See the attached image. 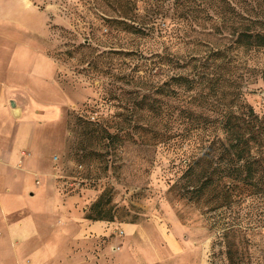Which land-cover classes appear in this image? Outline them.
I'll return each instance as SVG.
<instances>
[{
  "label": "rangeland",
  "instance_id": "obj_1",
  "mask_svg": "<svg viewBox=\"0 0 264 264\" xmlns=\"http://www.w3.org/2000/svg\"><path fill=\"white\" fill-rule=\"evenodd\" d=\"M27 3L33 29L2 25L1 77L7 79L8 65L16 58L21 64L11 77L16 86L0 111V148L7 152L20 143L22 165L32 161L27 197H43L45 206L59 197L54 209H68L67 221L71 215L101 225L96 230L81 227L80 232L72 225V237L59 249L60 264H264V192L232 198L222 207L209 194L198 203L187 201L169 190L181 165L172 164L163 147L147 163L151 152L141 145L126 140L113 148L87 138L84 120L112 131L127 115L124 107L140 91L127 82L129 75L146 70L142 51L166 40L171 50L181 52L183 43L166 34L141 37L117 29L113 21L126 13L125 0ZM190 6L195 5L136 0L133 10L163 13V25L171 29L182 28L193 14L203 16ZM22 48L28 52L20 55ZM263 96L246 95L257 112L264 111ZM25 117L31 119V130L20 141L17 127ZM3 173L16 175V170ZM17 208L9 221L27 213L23 203ZM98 213L104 217L97 219ZM64 217L56 212L51 221ZM0 253V264H15L10 246L3 244Z\"/></svg>",
  "mask_w": 264,
  "mask_h": 264
},
{
  "label": "trees",
  "instance_id": "obj_2",
  "mask_svg": "<svg viewBox=\"0 0 264 264\" xmlns=\"http://www.w3.org/2000/svg\"><path fill=\"white\" fill-rule=\"evenodd\" d=\"M135 1L125 0L126 13L113 21L117 29L141 37L166 34L183 43V51L171 50L166 40L142 51L146 70L129 75L127 82L140 91L124 107L127 115L112 131L84 120L88 140L113 148L126 140L141 145L152 153L147 163L163 147L172 164L181 165L169 190L187 201L209 194L222 207L263 193L264 111L257 112L246 95L264 92V0H179L203 16L193 14L182 28L171 29L163 25V13H136Z\"/></svg>",
  "mask_w": 264,
  "mask_h": 264
},
{
  "label": "crops",
  "instance_id": "obj_3",
  "mask_svg": "<svg viewBox=\"0 0 264 264\" xmlns=\"http://www.w3.org/2000/svg\"><path fill=\"white\" fill-rule=\"evenodd\" d=\"M28 0H0V36L2 25L21 24L26 28L33 29V21L29 17L30 7H28ZM3 51L0 49V54ZM28 50L22 48L20 55L26 54ZM21 64L19 59H15L8 65V77L4 79L0 73V111L4 110V104L9 99L12 89L16 86L11 80L14 72H16L18 65ZM1 72V69H0ZM29 117H25L17 127L18 139L25 140L30 132ZM20 143H16L12 150L3 151L0 148V248L3 244L11 247L13 261L15 264H60L59 249L61 244L72 237L69 228L73 225L74 229L81 230V227H89L90 230L99 228L100 223L89 225L86 221L75 216L68 217V209H54L56 201L59 197H53L51 203L47 206L40 202L43 197H27L26 189L32 184L31 179L26 175L32 173V161L27 167L22 165L20 158ZM16 170V175L13 173L3 176V170ZM31 175V174H29ZM18 202L23 203L27 207V213L19 220L9 221V215L18 211ZM51 207V208H50ZM56 212L65 214L64 221L58 220L55 224L52 222ZM46 222V223H44ZM73 232V236H74ZM81 237V233H78ZM77 236L73 237L76 238ZM77 237V238H78ZM3 257L0 253V261Z\"/></svg>",
  "mask_w": 264,
  "mask_h": 264
},
{
  "label": "water",
  "instance_id": "obj_4",
  "mask_svg": "<svg viewBox=\"0 0 264 264\" xmlns=\"http://www.w3.org/2000/svg\"><path fill=\"white\" fill-rule=\"evenodd\" d=\"M11 105H13V106H14V105H15V102H14V101H12V102H11Z\"/></svg>",
  "mask_w": 264,
  "mask_h": 264
}]
</instances>
